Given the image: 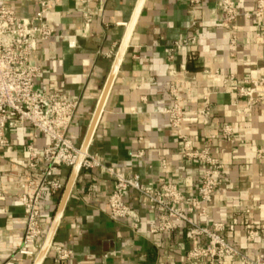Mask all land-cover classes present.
I'll use <instances>...</instances> for the list:
<instances>
[{
  "label": "crops",
  "instance_id": "obj_1",
  "mask_svg": "<svg viewBox=\"0 0 264 264\" xmlns=\"http://www.w3.org/2000/svg\"><path fill=\"white\" fill-rule=\"evenodd\" d=\"M39 1L48 4L43 18L55 32L39 41L30 57L40 69L34 85L79 100L68 136L80 147L138 0H99L98 13L88 25L79 12L81 0H0V4L13 6L22 17L32 15ZM235 1L238 16L232 44L229 31L218 21V0H201L194 6L187 0H143L87 147L99 165L79 168L39 264H185L188 251L205 243V237L192 241L184 222L172 232L150 233L158 210L142 206L143 199L134 190L126 191L124 200L138 212V228L133 229L127 219L109 216L114 178L106 167L138 174L145 186L169 182L185 195H197L205 165L183 155L178 131L169 125L164 109L172 104L171 89L186 111L180 133L194 146H210L222 164V181L207 218L194 214L193 220L207 227L222 223L228 243L249 257L260 255L264 264V235L246 241L250 223L264 227V99L246 113L231 104L236 100L237 108H244L245 98L236 97L235 87L244 78L262 74L264 38L256 36L255 17L244 15L256 0ZM191 36L193 47H175ZM204 70L218 74L206 78ZM229 75L234 80L225 84ZM206 93L210 115L203 123L198 111ZM225 124L232 126V142L220 136ZM8 137L10 145L0 149V264H33L37 253H18L26 220L16 195L20 185L33 178L27 169L26 146L32 144L41 153L48 139L29 126L10 129ZM140 151L142 156L134 158ZM71 171L64 165L55 170L63 187L39 206L46 234ZM56 245L71 249L69 259L55 260ZM206 262L199 259L196 264ZM224 264L239 263L226 258Z\"/></svg>",
  "mask_w": 264,
  "mask_h": 264
},
{
  "label": "built area",
  "instance_id": "obj_2",
  "mask_svg": "<svg viewBox=\"0 0 264 264\" xmlns=\"http://www.w3.org/2000/svg\"><path fill=\"white\" fill-rule=\"evenodd\" d=\"M99 0H81L79 10L85 24H90L97 15ZM192 6L201 0H187ZM218 21L229 31L230 42L236 41V18L238 16L235 0H218ZM48 12V4L39 1V8L30 16L19 17L15 8L9 4H0V149L10 145L8 131L10 129L31 127L34 131L45 135L47 144L41 153L35 151L32 144L26 146L27 169L33 175L27 183L20 185L21 191L16 195L23 207L26 228L23 245L19 254H38L41 239L46 232L40 223V204L53 193L62 189L61 180L55 175V170L64 165L73 167L80 153L68 136V129L77 110L79 100L54 89L37 90L34 80L39 76L38 66L30 63V57L37 48L39 41H46L54 34V28L44 21ZM245 17H255L257 22L256 36L264 38V0H256L253 10L244 13ZM195 37L177 41L175 47L191 48ZM206 78H214L217 71L204 70ZM233 75L224 78L228 84L233 81ZM172 104L164 109L169 125L178 131L177 136L182 142V153L189 159L201 162L205 168L201 175L196 196L185 195L174 183H162L158 187L145 186L138 174L126 173L118 167H106L105 171L114 178V185L108 197L109 216L113 219H127L133 229H137L140 216L133 206L124 200L125 192L134 190L143 199L142 206L152 205L158 210L157 222L150 228V233H168L177 229L180 222L189 226V237L196 241L205 237L204 244L193 246L186 256L185 264H196L199 259H206V264H224L226 258L236 259L239 264H262L260 255L249 257L233 247L222 234L223 224L213 223L211 227L197 224L193 220L196 214L207 218L208 209L214 194L222 181V164L212 154L208 145L194 146L192 141L180 133L185 116V107L178 94L171 89ZM237 98H245V107L237 108L236 100L231 104L237 111L248 112L251 107L264 99V67L262 74L256 78H244L235 87ZM209 93L203 96V106L198 111L203 123L208 122L210 115ZM233 129L225 124L220 130V136L232 142ZM142 156V152L133 155ZM99 165L96 159L86 151L80 161V168ZM163 167L165 162L162 161ZM33 189L26 193L25 188ZM1 175H0V197ZM264 235V227L250 223L246 230V241L253 242ZM30 246L27 248L26 246ZM56 261H65L72 254L71 249L59 245L52 246Z\"/></svg>",
  "mask_w": 264,
  "mask_h": 264
},
{
  "label": "water",
  "instance_id": "obj_3",
  "mask_svg": "<svg viewBox=\"0 0 264 264\" xmlns=\"http://www.w3.org/2000/svg\"><path fill=\"white\" fill-rule=\"evenodd\" d=\"M142 2H143V0H138V2L136 4V7H135L134 12H133V15H132V17H131V19L129 21L128 26H127L125 35L123 37V40L120 43V46L118 48L115 60L113 62V65H112L111 70L109 72V75L107 77V80H106V82L104 84L102 92L100 94V98H99L98 103L96 105V108H95V110L93 112L91 121L89 123L88 129H87V132H86V135H85L84 140H83V142H82V144L80 146V153L78 155L77 161L75 162V164L72 167V171H71L70 177H69V179H68V181H67V183L65 185V188H64L60 203L58 205V208L56 210V213L54 215V218H53V220L51 222V225H50V227H49V229L47 231V234L45 236L44 242H43V244H42V246H41V248H40V250H39V252H38L33 264H39L40 263L41 259L43 258L44 254L46 253V250H47L48 246L51 243V240H52L54 231L56 229L60 214H61L62 209H63L64 204H65V201H66V199L68 197V194H69L70 189L72 187V184L74 182V178H75V176H76V174H77V172H78V170L80 168V161H81V159L83 157V154L87 151V147H88L89 141L91 139L94 127L96 125V122H97L98 117L100 115V112L102 110V106L104 104V101L106 99L108 90L110 88V85L112 83V80L114 78L116 70L118 68L120 59H121L122 54L124 52V49L126 47L128 38L130 36L131 30L133 28L134 22L136 20V17L138 15V12L140 10Z\"/></svg>",
  "mask_w": 264,
  "mask_h": 264
}]
</instances>
